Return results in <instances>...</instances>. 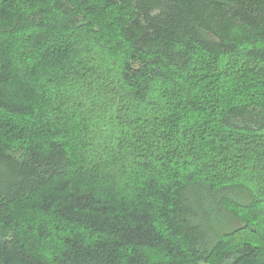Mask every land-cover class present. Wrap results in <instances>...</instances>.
Wrapping results in <instances>:
<instances>
[{
    "label": "trees",
    "instance_id": "16d2710c",
    "mask_svg": "<svg viewBox=\"0 0 264 264\" xmlns=\"http://www.w3.org/2000/svg\"><path fill=\"white\" fill-rule=\"evenodd\" d=\"M0 264H264V0H0Z\"/></svg>",
    "mask_w": 264,
    "mask_h": 264
}]
</instances>
